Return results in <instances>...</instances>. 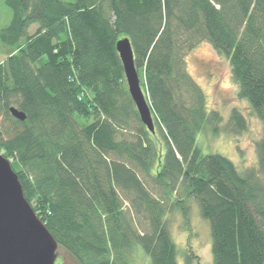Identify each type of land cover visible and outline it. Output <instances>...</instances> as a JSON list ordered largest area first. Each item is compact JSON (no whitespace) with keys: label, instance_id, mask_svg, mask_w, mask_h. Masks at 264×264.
<instances>
[{"label":"trees","instance_id":"trees-1","mask_svg":"<svg viewBox=\"0 0 264 264\" xmlns=\"http://www.w3.org/2000/svg\"><path fill=\"white\" fill-rule=\"evenodd\" d=\"M5 3L0 152L59 246L78 264H133L139 247L149 264H180L166 216L173 207L187 216L185 200L194 198L210 223L213 264H264V0ZM122 37L154 132L129 93ZM205 41L229 60L239 96L262 120L257 168L240 171L197 145L201 130L219 133L223 124L187 67ZM246 126L233 108L225 128Z\"/></svg>","mask_w":264,"mask_h":264},{"label":"rangeland","instance_id":"rangeland-1","mask_svg":"<svg viewBox=\"0 0 264 264\" xmlns=\"http://www.w3.org/2000/svg\"><path fill=\"white\" fill-rule=\"evenodd\" d=\"M12 16L11 9L5 0H0V26L6 25ZM37 25L30 27L34 33ZM0 51V62L7 56ZM187 67L203 88L208 109H217L223 116L219 133L209 126L201 130L197 145L203 152L221 153L237 165L240 171L258 167L257 143L262 137L263 123L256 115L251 104L238 94V84L233 77L229 60L220 55L209 42H202L187 55ZM233 108L239 109L245 116L247 126L244 130L234 131L225 128ZM264 182V172L259 175ZM179 199L182 196L175 194ZM186 199V198H185ZM188 207L187 216L180 207H173L167 213V222L177 247V258L180 264H213L212 237L210 223L203 218L199 205L194 198L185 200ZM133 264H149V256L142 247L137 249ZM188 256L191 262L187 263ZM56 264H78L64 249L58 248Z\"/></svg>","mask_w":264,"mask_h":264},{"label":"water","instance_id":"water-1","mask_svg":"<svg viewBox=\"0 0 264 264\" xmlns=\"http://www.w3.org/2000/svg\"><path fill=\"white\" fill-rule=\"evenodd\" d=\"M116 48L140 118L154 132V117L141 84L130 38L118 39ZM10 112L19 120L26 119V113L16 106H11ZM58 248L62 247L26 199L11 161L0 152V264H56Z\"/></svg>","mask_w":264,"mask_h":264}]
</instances>
